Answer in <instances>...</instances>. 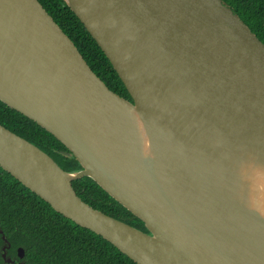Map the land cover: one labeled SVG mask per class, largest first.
Returning a JSON list of instances; mask_svg holds the SVG:
<instances>
[{
  "label": "water",
  "instance_id": "1",
  "mask_svg": "<svg viewBox=\"0 0 264 264\" xmlns=\"http://www.w3.org/2000/svg\"><path fill=\"white\" fill-rule=\"evenodd\" d=\"M63 1L132 101L38 0H0V101L80 169L2 125L0 167L136 264H264V44L222 0ZM83 177L146 232L85 203Z\"/></svg>",
  "mask_w": 264,
  "mask_h": 264
},
{
  "label": "trees",
  "instance_id": "2",
  "mask_svg": "<svg viewBox=\"0 0 264 264\" xmlns=\"http://www.w3.org/2000/svg\"><path fill=\"white\" fill-rule=\"evenodd\" d=\"M73 41L92 71L121 97L131 100L112 64L63 0H38ZM264 44V0H222ZM0 125L47 153L65 171L80 169L68 149L37 123L0 101ZM76 194L108 216L146 232L144 223L88 177L72 181ZM0 264H136L111 243L57 213L0 167ZM10 243L2 257L4 242ZM18 248L24 257H18Z\"/></svg>",
  "mask_w": 264,
  "mask_h": 264
},
{
  "label": "flooded vegetation",
  "instance_id": "3",
  "mask_svg": "<svg viewBox=\"0 0 264 264\" xmlns=\"http://www.w3.org/2000/svg\"><path fill=\"white\" fill-rule=\"evenodd\" d=\"M130 101H132V99ZM65 154H68V153H65Z\"/></svg>",
  "mask_w": 264,
  "mask_h": 264
}]
</instances>
